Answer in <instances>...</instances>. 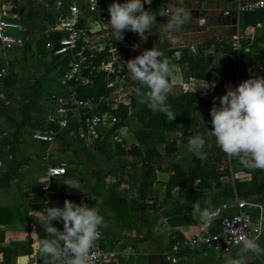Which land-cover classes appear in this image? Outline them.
<instances>
[{
    "label": "crops",
    "instance_id": "crops-1",
    "mask_svg": "<svg viewBox=\"0 0 264 264\" xmlns=\"http://www.w3.org/2000/svg\"><path fill=\"white\" fill-rule=\"evenodd\" d=\"M47 1L53 5L57 2L65 5L76 3L82 8L86 7L89 2V0ZM212 1L217 5L215 10L222 12L228 22L224 25H215L216 37L215 41H210L208 44L212 47L210 49L212 55L208 59L204 55L206 50L204 51L201 47H198V52L196 48H191V50L185 48L188 53L185 68L188 71L187 80L184 79L182 67L178 62L183 49L179 50L173 46L172 34L167 32L163 35L161 33L160 26L167 23L168 17L158 14L161 9L159 0H152L151 5L144 4L145 10L156 15V24L150 32L145 33L146 41H142L138 34L132 39L134 58L143 53L145 44L156 46L158 43L156 48L164 52L166 58L170 50L176 49L171 57L172 63L176 65V71L171 79L174 93L194 92L195 88L205 81L218 85L221 82V76L213 66L212 60L220 59L225 64L232 57V54H226L220 49L215 50L214 47V43L220 41L231 46L232 35L236 29V20L224 15L223 12H232L238 3L249 0ZM5 16L25 25L27 48L24 45L23 49L9 54L7 61L0 55V67L6 64L8 69L18 51H33L38 57L50 62L51 68L46 62L45 65L43 63L35 65L38 83L30 91L29 100L32 101V105L29 109V120L21 131L15 133V127L5 118L0 117L13 128L12 131H0V177L9 178L8 186L0 188V210H6L3 216L0 215V264H45L46 258L40 255L36 238L31 234L35 231L41 239L47 236L43 226L35 221L37 216L35 211H43L47 207L62 208L66 199L76 204L99 208L107 227L100 229V235L95 244L103 248L125 251L118 264H149V256H157L154 260L155 264H225L226 257H235L238 247L232 248L224 255L212 253L210 256L211 252H197L177 257L175 260L171 259L169 250L173 241L178 239L175 233H179L182 237L179 239H183L195 235L203 226L192 215L194 203H200L201 208L211 207L216 210L218 216L215 220L221 225L223 217L236 211L235 203L238 196L234 180H250L254 172L260 171L257 175V182L264 185V171L246 168L238 159L229 158L230 176L222 177L220 189L198 190L194 203L190 201L188 189L181 187L173 188L171 196L166 198V184L173 174L175 165H179L188 177L194 173V155L187 150V142L178 140L175 151L168 153L166 142L175 140L179 134L165 132L164 139L155 142L148 140L140 144L138 136L143 132L141 122L135 121L116 131H111L113 128L108 129L104 125L91 127L88 122L85 129L82 124L85 114L76 115L66 127H59L56 122L50 120L54 112L50 108L48 99L63 91L59 83L62 66L59 58L45 50L42 41L39 40L41 30L48 24L51 14L45 7L31 0H19L13 3L10 13ZM190 22L191 20L185 26H189ZM238 30L241 38L240 48L236 50L238 62L232 69L233 80L224 82L222 91L215 102L216 107H220L219 98L226 93L228 88L234 89L249 78L264 77V71L256 67L257 63L264 64V17L255 18L243 15L239 18ZM127 32L125 31L124 34ZM192 32L195 30H191ZM203 32L204 30L200 29L197 31L199 34ZM163 42H166L168 46H164ZM135 45L139 47H134ZM197 46H201V43ZM40 49L47 51V55L43 56ZM53 68L59 72L56 80L59 89L50 90L48 96L39 102V96L44 89L54 87V84L47 79L49 71ZM41 70H44L43 73H39ZM110 75L112 77L106 78L110 92L99 96L97 100L103 98L99 110L111 112L120 103L129 105L131 93L135 90L136 84L132 81L134 88L129 93L126 90L125 81L121 83L113 74ZM6 76H9L8 70L7 74L0 79V83ZM214 89L207 90L205 94V90L198 88L196 93L202 97H208ZM37 105L39 119L34 118ZM200 110L198 121L206 115V110ZM36 122L38 124H35ZM40 125H49L58 130L53 143L48 145L32 139V130ZM197 129L198 123L187 134V139L197 135ZM44 157H47L45 158L47 160ZM146 157L151 158L148 163L154 169V180L143 202L147 206L142 209L139 204L142 202L140 186ZM48 163L64 166L66 173L53 179L49 184V189L44 191L41 187ZM251 197L264 202V196L261 194ZM22 200L28 210L29 228L23 220ZM134 202L137 204L136 209L133 208ZM126 216L127 218H124ZM53 225L61 231L57 221H53ZM258 243L264 247V236ZM249 264H264V257L253 258Z\"/></svg>",
    "mask_w": 264,
    "mask_h": 264
},
{
    "label": "clouds",
    "instance_id": "clouds-1",
    "mask_svg": "<svg viewBox=\"0 0 264 264\" xmlns=\"http://www.w3.org/2000/svg\"><path fill=\"white\" fill-rule=\"evenodd\" d=\"M144 4L151 5L152 0H126L109 6L108 25L114 40L123 41L125 31L138 34L142 41L147 40L145 33L150 32L156 24V15L145 10ZM158 14L168 17L165 29L169 34L178 32L190 21V13L184 7L177 6L174 0L166 9L161 8ZM171 42L175 44L178 40ZM123 69L136 84L138 102L174 121L177 114L171 110L167 98L173 90L171 79L176 65L165 57L164 52L156 47L146 49L141 55L123 63ZM215 86L205 81L195 88L194 93L199 88L207 94V90ZM219 102L220 107L214 103L210 109L212 130L207 135L215 138L216 145L227 157L238 159L246 168L264 171V77L249 78L234 89L228 88ZM180 135L183 136L182 131ZM205 144V136H190L187 150L196 158L204 159ZM35 212V221L43 226L47 236L41 239L37 232L31 234L36 238L40 255L46 258L45 264H90L100 229L107 227L98 207H88L66 199L62 208L47 207ZM192 215L207 227L217 218L218 212L211 207L201 208L200 203L196 202ZM53 221H61L63 231L58 230ZM236 233L238 250L235 257H226L225 264H249L253 258L264 257V247L256 237L245 234L242 224Z\"/></svg>",
    "mask_w": 264,
    "mask_h": 264
},
{
    "label": "built area",
    "instance_id": "built-area-1",
    "mask_svg": "<svg viewBox=\"0 0 264 264\" xmlns=\"http://www.w3.org/2000/svg\"><path fill=\"white\" fill-rule=\"evenodd\" d=\"M17 1L19 0H0V55L6 61L9 54L23 49L26 42L25 25L5 16L10 13L13 3ZM31 1L42 5L51 14L48 24L41 30L39 40L42 41L45 50L59 58L62 66L59 83L63 91L48 99L54 112L50 120L63 128L76 115L88 113L91 115V127L104 125L112 129L117 119L110 111L99 110L103 98L99 100L92 97L83 98L74 87L78 83L92 84V77L85 75V70L105 71L107 75L113 74L120 81L125 78L126 70L123 69V63H126L125 47L122 41L113 39L111 27L108 25L110 20L108 8L112 3H118V0H96V3L95 0H89L84 8L76 3L65 5L57 2L53 5L47 0ZM170 2L172 0H159V6L166 9ZM201 6L204 7L205 2H201ZM248 12L264 13V0L238 3L234 11L223 12L237 22L230 43L234 50L240 48L239 18ZM101 54H104V57L95 65L94 60ZM256 67L264 71V64L257 63ZM7 70L6 64L0 67V79L7 74ZM57 131L49 125H40L32 130L31 137L36 142L49 145L54 142ZM65 173L64 166L48 163L42 190H48L50 182ZM235 208L234 213L222 218L219 230L212 232L209 226L203 225L193 236L176 238L169 250L171 259L175 260L177 257L197 252L224 255L232 248L238 247L235 243L236 229L241 224L245 234L256 237L259 242L264 236V202L253 197L237 198ZM124 252L95 244L90 264H118Z\"/></svg>",
    "mask_w": 264,
    "mask_h": 264
},
{
    "label": "trees",
    "instance_id": "trees-1",
    "mask_svg": "<svg viewBox=\"0 0 264 264\" xmlns=\"http://www.w3.org/2000/svg\"><path fill=\"white\" fill-rule=\"evenodd\" d=\"M126 0L118 1V3H124ZM246 17L253 16L255 18L264 17L262 12H248L244 14ZM164 46H168L166 42H163ZM210 44V43H208ZM215 50L220 49L226 54H232V57L225 64L221 62L220 59L212 60V64L218 70L221 76V82L216 85L213 93L208 97H202L198 93L193 91H181L179 93L171 92L167 98V103L171 105V110L177 114L174 121H169L161 113H154L151 111L146 104H141L138 102V97L135 94V90L131 93V101L129 105L118 104V106L111 110V113L117 119L116 124L114 125L111 131H116L117 129L129 126L135 121H139L143 125V131L140 136H138V141L140 144L146 143L148 140L155 142L156 140L164 139L165 132H174L179 134V136L171 141L166 142V152L171 153L176 149V142L179 140L181 142H187V134L194 128L198 123L197 135H203L206 139V144L204 148L205 158L198 159L195 156L193 160L195 162V170L191 177H188L185 171L179 166L175 165L173 167V174L170 176L166 184V198L171 196V190L175 187H181L188 189L189 197L191 203H194L198 194V190L206 189L209 191L217 190L222 187V177L230 176V170L228 165V159L221 151V149L216 145L215 138L208 136L207 133L209 130H212L210 109L213 104L216 102L217 97L222 91L224 82L233 80L234 72L232 69L238 62V52L231 48L224 41L214 43ZM25 48L26 45H25ZM43 56L47 55V51L40 49L39 50ZM176 49H172L168 52L167 58L171 60L172 54ZM104 57V54L99 55L98 58L94 60V64L97 65L100 63L101 58ZM188 61L187 50L183 49L181 57L179 59V64L182 67L184 79L188 78V71H186V63ZM85 75H90L92 77V84L78 83L75 84V90L83 98L92 97L95 100L101 95H107L111 89L107 88L106 78L112 75H107L105 71H90L85 70ZM15 84V78L6 76L1 85L8 87H13ZM1 90V87H0ZM32 105V101L28 100L22 109V118L17 121L13 116L12 112L6 106L4 102L0 99V117L5 118L15 127V133H18L22 130L23 126L29 120V109ZM206 110L205 117L198 121L199 114L201 110ZM132 111V112H131ZM91 115H83V128L86 129V123L90 122ZM180 126H183L180 128ZM183 132L181 137L180 132ZM148 154V153H147ZM150 157L144 159L143 164V178L140 186V199L142 200L139 203L142 209H145L147 206L144 204V199L147 197L150 192V187L154 180L153 167L148 163ZM146 162V163H145ZM260 171H256L252 174L250 180L240 181L234 180V187L236 195L238 198L251 197L256 194H261L264 196V185H260L257 182V175ZM196 184L194 185V182ZM9 184V178L0 177V188L7 187ZM136 202L133 204V208L136 209ZM22 216L26 226L29 228L30 218L28 216V210L25 208L22 200ZM5 209L0 210V215H4ZM117 217V215H116ZM124 218H127L124 217ZM58 227L63 231V223L57 221ZM220 224L218 221H213L209 229L212 232L219 230ZM179 238H182L179 233H175ZM174 242V241H173ZM157 259V256H149V264H155L154 260Z\"/></svg>",
    "mask_w": 264,
    "mask_h": 264
},
{
    "label": "rangeland",
    "instance_id": "rangeland-1",
    "mask_svg": "<svg viewBox=\"0 0 264 264\" xmlns=\"http://www.w3.org/2000/svg\"><path fill=\"white\" fill-rule=\"evenodd\" d=\"M201 2H205V6H201ZM177 6L184 7L187 12L190 13V25L183 26L178 32L173 33V39H177L178 43L173 44L177 49H190L196 48L198 52V47H201L205 52V57L208 59L212 52H210L211 46L208 43L215 41L216 26L218 24L224 25L225 22H228V19L222 15V12L216 11L217 5L212 0H175ZM145 6V5H144ZM219 21V23H218ZM166 24V23H165ZM165 24L161 25V33L163 35L167 34L165 29ZM195 32L191 33V30ZM204 30L203 33H197L198 30ZM136 33L128 31L127 34H124L123 46L125 47V59L126 62L129 59L134 58V48L132 39L136 37ZM214 37V38H213ZM172 39V40H173ZM214 39V40H212ZM153 43V42H152ZM201 43V46H197ZM159 44L157 43L156 46ZM152 44H145L143 46V51L146 49H151L156 47ZM14 61L8 66L9 77L15 78V84L13 87H8L1 85L0 90V99L6 104L9 110L12 112L13 116L17 121L22 118V109L26 102L30 99V91L33 90L38 83V78L36 77V64L47 63L49 68H51V63L46 62L44 59L38 57L33 51H18L14 55ZM46 62V63H45ZM44 70H41L39 73H43ZM59 72L57 69H51L48 73L47 79L54 84L53 88L44 89L43 93L40 94L38 101L42 102L45 97L48 96L50 90L54 91L59 89L58 84L56 83ZM126 78H124L121 83L126 82V90L130 93L133 90V83L129 77V74L126 73ZM128 83V84H127ZM124 85V86H125ZM121 86V85H120ZM136 87V86H135ZM34 118L39 119V108L38 105L35 108ZM44 121V118H42ZM35 124H38L36 122ZM12 126L6 122L4 119L0 118V131H12ZM30 129H28L29 131ZM26 131V130H24ZM210 256L212 253L209 254ZM221 255V254H218Z\"/></svg>",
    "mask_w": 264,
    "mask_h": 264
},
{
    "label": "water",
    "instance_id": "water-1",
    "mask_svg": "<svg viewBox=\"0 0 264 264\" xmlns=\"http://www.w3.org/2000/svg\"><path fill=\"white\" fill-rule=\"evenodd\" d=\"M189 24V21L188 22H186V25H188ZM92 31H94V30H92Z\"/></svg>",
    "mask_w": 264,
    "mask_h": 264
}]
</instances>
